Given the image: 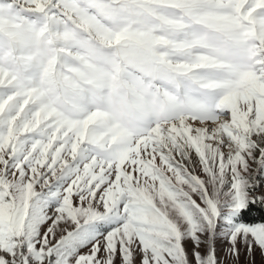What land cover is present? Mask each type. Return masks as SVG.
<instances>
[{
    "label": "snow or ice",
    "instance_id": "6c2138e0",
    "mask_svg": "<svg viewBox=\"0 0 264 264\" xmlns=\"http://www.w3.org/2000/svg\"><path fill=\"white\" fill-rule=\"evenodd\" d=\"M261 169L264 0H0V264H188Z\"/></svg>",
    "mask_w": 264,
    "mask_h": 264
},
{
    "label": "rangeland",
    "instance_id": "374dc122",
    "mask_svg": "<svg viewBox=\"0 0 264 264\" xmlns=\"http://www.w3.org/2000/svg\"><path fill=\"white\" fill-rule=\"evenodd\" d=\"M255 186L259 189L264 187V169L254 174ZM230 196L226 186L219 197V216L210 227L198 225L195 236L190 225L186 222L181 224V242L188 253V264H194L193 253L200 251L203 258V264H210L212 261L211 253H215V264H264V255L258 248L249 252L243 242L237 241L239 248V257L228 255L231 249L230 237L232 231L237 226H249L238 220L240 212L229 211ZM264 224H255L251 226H261Z\"/></svg>",
    "mask_w": 264,
    "mask_h": 264
},
{
    "label": "trees",
    "instance_id": "16d2710c",
    "mask_svg": "<svg viewBox=\"0 0 264 264\" xmlns=\"http://www.w3.org/2000/svg\"><path fill=\"white\" fill-rule=\"evenodd\" d=\"M250 209L240 212L238 220L248 225L264 224V205L253 204Z\"/></svg>",
    "mask_w": 264,
    "mask_h": 264
}]
</instances>
